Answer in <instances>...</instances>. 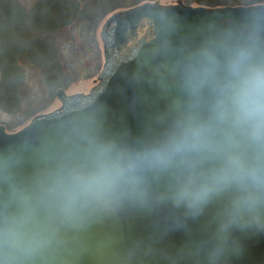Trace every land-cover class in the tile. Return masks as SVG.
Listing matches in <instances>:
<instances>
[{"label": "clouds", "instance_id": "obj_1", "mask_svg": "<svg viewBox=\"0 0 264 264\" xmlns=\"http://www.w3.org/2000/svg\"><path fill=\"white\" fill-rule=\"evenodd\" d=\"M172 31L162 26L146 62L166 102L134 140L103 135L83 114L26 174L17 153H0V264H55L70 234L125 208L195 218L212 206L188 249L197 264H232L243 238L264 235V10L194 40Z\"/></svg>", "mask_w": 264, "mask_h": 264}, {"label": "water", "instance_id": "obj_2", "mask_svg": "<svg viewBox=\"0 0 264 264\" xmlns=\"http://www.w3.org/2000/svg\"><path fill=\"white\" fill-rule=\"evenodd\" d=\"M256 10L264 9L201 10L145 4L115 14L103 28L106 63L91 92L69 96L59 89L56 98L61 108L35 117L14 133L0 125V153H17L20 171L26 174L33 167L36 150L54 139L69 118L83 114L98 116L103 135L131 142L166 102L147 78L148 53L161 41L162 26L173 27L170 36L175 42L194 40L203 29ZM141 71L144 76L138 78ZM212 211L209 206L202 215L185 218L166 208L122 209L70 234L55 264H197L188 249L206 231ZM243 243V254L232 264H264V235L243 238Z\"/></svg>", "mask_w": 264, "mask_h": 264}, {"label": "trees", "instance_id": "obj_3", "mask_svg": "<svg viewBox=\"0 0 264 264\" xmlns=\"http://www.w3.org/2000/svg\"><path fill=\"white\" fill-rule=\"evenodd\" d=\"M195 1L216 7L226 6L230 0H214L213 5L211 0ZM148 2L159 0H37L30 9L18 0H0V108L10 115L19 112L25 100V65L39 70L51 96L75 81L78 72L65 65L59 44L63 29L76 26L87 34L109 14ZM8 26L11 33H7ZM36 35L39 41L32 40Z\"/></svg>", "mask_w": 264, "mask_h": 264}, {"label": "rangeland", "instance_id": "obj_4", "mask_svg": "<svg viewBox=\"0 0 264 264\" xmlns=\"http://www.w3.org/2000/svg\"><path fill=\"white\" fill-rule=\"evenodd\" d=\"M18 1L24 8L30 9L36 4L37 0ZM227 1L228 0L225 2ZM238 1L241 3L240 5H236L237 2H235V0H230L228 2L229 4L226 6L235 5L234 7H238L244 6L245 4H264L259 2V0ZM181 3L193 9L197 8V6H199L198 8L209 6L208 3H197L195 0H159L160 5L167 7H173ZM214 3L217 2L214 0L210 1V5ZM141 5H143V3ZM111 14L102 20L90 33L82 34L76 26H71L60 32V34L64 32L61 34L59 42L64 55V63L66 66H69V70L74 69L78 72V75L73 77L75 81L64 89L69 96L89 94L96 85L104 61L102 52L101 56L97 55V52L102 51L103 48L100 38L102 34L101 31L110 19ZM6 28L7 33L12 32L11 27L8 26ZM35 34L38 33L35 32ZM36 36L37 37L32 38V40L39 41V35ZM98 63H100V67H98ZM25 71V100L20 104L21 108H19V112L16 115H10L0 108V125H5L10 132L26 126V124L39 113H49L60 106V102L55 96L57 90L54 92V95L51 96L50 91L46 88L42 80L39 70L31 65H25ZM24 120L26 121L24 122Z\"/></svg>", "mask_w": 264, "mask_h": 264}, {"label": "flooded vegetation", "instance_id": "obj_5", "mask_svg": "<svg viewBox=\"0 0 264 264\" xmlns=\"http://www.w3.org/2000/svg\"><path fill=\"white\" fill-rule=\"evenodd\" d=\"M178 1V0H177ZM182 4V3H181ZM181 4H178V5H174L173 7H177V6H179V5H181ZM199 6H197V8H195V9H201V10H212V9H219V8H225V7H227V6H216V7H209V6H207V7H200V8H198ZM249 8V7H248ZM115 15V14H114ZM114 15H112V16H114ZM111 16V17H112ZM224 23H226V22H224ZM102 33H103V28H102V31H101ZM100 38H101V41H102V44H103V40H102V34H101V36H100ZM102 47H103V49H102V54H104V45H102ZM61 106H62V104H61ZM59 109V108H58Z\"/></svg>", "mask_w": 264, "mask_h": 264}]
</instances>
